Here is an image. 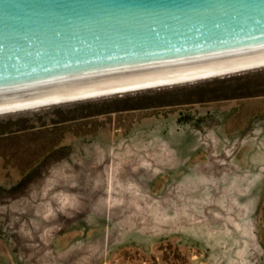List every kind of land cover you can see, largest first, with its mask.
<instances>
[{"label": "rangeland", "instance_id": "obj_1", "mask_svg": "<svg viewBox=\"0 0 264 264\" xmlns=\"http://www.w3.org/2000/svg\"><path fill=\"white\" fill-rule=\"evenodd\" d=\"M0 264H264V67L0 114Z\"/></svg>", "mask_w": 264, "mask_h": 264}, {"label": "water", "instance_id": "obj_2", "mask_svg": "<svg viewBox=\"0 0 264 264\" xmlns=\"http://www.w3.org/2000/svg\"><path fill=\"white\" fill-rule=\"evenodd\" d=\"M264 64V0H0V112Z\"/></svg>", "mask_w": 264, "mask_h": 264}, {"label": "bare ground", "instance_id": "obj_3", "mask_svg": "<svg viewBox=\"0 0 264 264\" xmlns=\"http://www.w3.org/2000/svg\"><path fill=\"white\" fill-rule=\"evenodd\" d=\"M260 67H264V64L263 65H259V66L250 67V68L241 69V70H236V71H231V72H226V73H221V74H217V75H212V76H207V77H202V78H196V79H191V80H185V81H180V82H174V83H169V84H163V85H157V86H151V87H145V88H139V89H133V90H127V91H121V92H115V93H109V94H103V95H97V96H91V97H85V98L61 101V102H55V103H50V104L26 107V108L9 110V111H3V112H0V114L9 113V112L11 113V112L21 111V110H26V109L35 108V107H41V106H46V105H54V104L56 105V104H60V103H68V102H74V101H78V100H86V99L97 98V97H102V96H108V95H113V94H119V93H125V92L127 93V92H130V91H136V90L152 89V88H156V87H164V86H172V85L184 84V83H189V82H192V81L203 80V79H208V78H214V77L222 76V75H225V74L226 75L227 74H232V73H235V72H238V71H245V70L248 71L250 69H255V68H260Z\"/></svg>", "mask_w": 264, "mask_h": 264}]
</instances>
